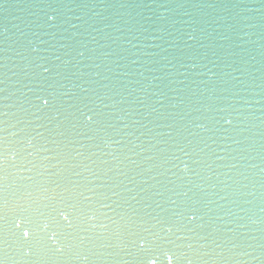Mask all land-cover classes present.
I'll use <instances>...</instances> for the list:
<instances>
[{
	"label": "snow or ice",
	"instance_id": "1",
	"mask_svg": "<svg viewBox=\"0 0 264 264\" xmlns=\"http://www.w3.org/2000/svg\"><path fill=\"white\" fill-rule=\"evenodd\" d=\"M157 7L169 9L168 3ZM42 10L43 21L38 27L64 28L65 21L59 23L51 4ZM90 19L104 24L107 18L95 12ZM91 27L88 20L71 24L72 29L82 28L86 39H81L79 31L66 37L61 33L65 39L63 57L49 60L36 47L24 54L12 85L22 97L15 101V111L9 103L16 95L9 91L11 69L0 79L4 85L0 87V264H73L78 260L116 264L126 250L135 264H193L194 260L208 264L205 257L211 264H241L244 257L264 261V215L256 212L259 207L264 214V168L257 178L252 169L258 165L248 162L255 152L264 163V134L259 142L238 138L242 135L237 131L240 110L229 100L240 95L236 89L243 86L241 77L250 75L247 65L229 63L215 50L212 55L216 59L205 53L204 63L180 45L192 49L195 41L201 47L210 46L201 43L195 27L180 29L170 42L175 47L164 49L171 56L165 57L167 75L153 79L172 81L178 74L185 78L179 81L184 87L156 85L159 91L150 92L153 82L145 83L147 77L134 67L139 60L130 59L136 55L131 49L137 45L131 40L124 43L126 37L103 27L95 28L97 35H92L88 32ZM228 29L242 31L235 25ZM222 39L231 41L230 36ZM231 44L232 49L242 47ZM229 55L238 53L231 50ZM222 64L232 68L224 74L228 80H222L214 70L223 71ZM177 66L185 71L180 72ZM192 69L200 71L193 73ZM193 75L205 77L199 81L202 89L188 84ZM137 105L152 116V127L141 125L147 134L154 133L151 140L167 146L148 157L160 163L153 166L157 171L150 177L155 182L141 190L144 199L162 198L156 203L160 211L146 213L148 219L140 217V224L127 213L113 220L103 211L112 208L106 201L113 196L117 198L113 204L128 203L132 189L125 180L135 170L132 165L139 167L133 157L151 151L134 142H129L131 147L123 143L131 133L114 139L129 127L123 123L122 113L131 118L132 125L140 123L132 116L140 112ZM193 111L199 115L188 119ZM121 123L123 127H118ZM213 145L222 146L224 154L216 155ZM213 155L215 160H211ZM125 161L130 165L122 171ZM214 176L216 183H211ZM104 217L111 220V227L103 222ZM252 229L259 235H253ZM10 241L16 257L8 254Z\"/></svg>",
	"mask_w": 264,
	"mask_h": 264
},
{
	"label": "water",
	"instance_id": "2",
	"mask_svg": "<svg viewBox=\"0 0 264 264\" xmlns=\"http://www.w3.org/2000/svg\"><path fill=\"white\" fill-rule=\"evenodd\" d=\"M159 3H168L169 9L157 7ZM48 4H51L57 10V15L60 17L59 23L63 24L65 21L64 28L45 29L38 27L43 21L42 9H47ZM95 12L107 18L104 24H96L90 19ZM161 12H165L163 19L161 18ZM77 17H81V19H77ZM84 20H88L92 24V27L88 28V32H91L92 35H97L94 31L95 28L103 27L106 32L126 37L124 43L131 40L132 44L137 45L136 48L131 49L136 55L131 56L130 59L139 60V63L134 67L147 77L145 83L149 80L153 82V87L149 89L150 92L159 91L155 87L156 85H160V88H163L164 84H168L169 88L184 87L179 81L185 78L178 74L172 81L165 80L161 82L153 78L167 75L169 65L165 57L171 58V56L170 51L166 52L164 49L171 50L172 47H175L170 42L178 35L177 30L190 31L195 27L201 43L210 47H201L200 43L193 41L194 47L192 49H185L183 44L180 45V48L184 49L185 52L196 54L201 57L204 63H207V60H203L204 54L207 53L209 59H216L212 55L213 50H215L217 56H224L229 63L237 61L247 65L250 75L245 74L242 76L243 86L236 89L240 95L230 96L229 100L232 102V107L240 110L238 113L240 127L237 131L242 135L238 138L248 137L255 139L257 142L262 139V134H264V0H0V65H7V67H0V79H3V73L8 72V68L11 69L8 73L10 77L9 91L16 93L9 100V103L13 105L12 111H15V101L22 99L17 87H12V85L16 83L15 73L17 66L23 60L24 54L36 47L49 60H55L56 55L63 57L64 49L61 48V45L65 43V39L62 38L61 33L66 37L73 31H79L83 34L81 39H86L87 33L82 28H71V24L79 25ZM233 25L237 29H242V31H229L228 28ZM130 27L133 29L132 32L128 31ZM115 28H119L121 31L116 32ZM65 29L68 31L65 32ZM53 32H56L55 36L52 35ZM208 33H211V37L208 36ZM224 36H230L231 41L223 40L222 37ZM97 38L100 37L97 36ZM101 43H105L102 38ZM107 43H111V41H107ZM231 43L240 44L242 47L232 49ZM92 47H95V45H92ZM113 47H116V45H113ZM108 50L110 49H105V51ZM231 50L238 53V55H229ZM157 61L159 63H156ZM56 63H59V61H56ZM177 67L179 68V66ZM209 67H212V65L209 64ZM221 68L223 71L220 69L214 70L219 72L222 80L230 79L224 74L232 71V68L228 67L227 64H222ZM179 71L183 72L185 69L179 68ZM191 71L195 73L200 69H192ZM234 74L240 75L239 73ZM204 78L193 75L189 78L188 84L192 89L198 87L202 89L204 86L199 84V81ZM214 79H217V77H214ZM0 87H4V85H0ZM67 87H71V85ZM164 90L168 91V89ZM169 95H175V93L169 92ZM116 99L119 100L120 97H116ZM137 107L140 108V112L133 113L132 116L140 123L132 125L131 118L122 113L123 123H127L129 127L120 135L114 136V139H121L125 136V133H131L123 143L131 147L129 142H134L146 149H151V151H145L142 155L133 157L139 167L132 165L131 167L135 170L129 172V178L125 180L127 187L132 189V192L129 193L128 203H121L119 206L113 204L112 201L117 199L113 196L106 201V203L112 204V208L103 209V211L107 213V217H111L113 220H119L121 214L127 213L137 224H140V217L145 220L148 219L146 213L152 212L155 214V212L160 211L156 208V203L162 202V198L153 196L152 199H144V192L141 190L148 189L155 182L150 177L155 175L157 171L153 166L160 163L159 160H149L148 157L167 146L163 144L156 145V141L151 140L154 133L147 134L146 129L141 125L149 124L152 116H149L147 111L140 105H137ZM155 107L159 108L160 105H155ZM193 107H200V105H194ZM188 110L185 109V111ZM196 115H199V113L193 111L192 116L188 119ZM123 123L117 126L123 127ZM149 127H152V125L149 124ZM157 131L161 130L157 129ZM141 133L145 134L141 135ZM201 135L205 134L201 133ZM163 139H167V137ZM225 143L230 144L231 141ZM153 145L156 146L153 147ZM213 148L216 149V155L224 154L222 146L213 145ZM136 151L138 152L140 149L137 148ZM216 155H213L211 160H215ZM248 162L258 165L252 171L259 178L264 163L256 156L255 152L248 156ZM189 163L191 164V161ZM126 165H130V161H125L124 165H121L122 171L128 170L125 167ZM165 167H170V165ZM212 167L216 169L215 164ZM164 170V168L159 169L161 172H164ZM218 171L223 172L224 169H218ZM165 175L170 176L171 174L165 172ZM121 179H124V177H121ZM158 179H163V177H158ZM221 179H225V177L221 176ZM142 180H147L148 183L144 184L141 182ZM211 183H216L215 176ZM218 190L217 187L215 191ZM138 192L140 195L135 200L131 199V196ZM108 195L111 196V193ZM221 203L226 202L221 201ZM212 207H215V205H212ZM256 212L258 216L264 215L260 212L259 207L256 208ZM107 217L102 218L103 222L111 227V220ZM251 233L259 235L255 229H252ZM8 254L10 257L18 255L15 245L11 241ZM120 256L122 259L117 261L116 264H135L133 257L128 255L127 250L121 252ZM205 260L208 261V264H211V260L207 257H205ZM11 264H16V261H12ZM73 264H112V262L78 260L74 261ZM193 264H204V262L194 260ZM230 264H234V262H230ZM241 264H264V261L244 257Z\"/></svg>",
	"mask_w": 264,
	"mask_h": 264
},
{
	"label": "clouds",
	"instance_id": "3",
	"mask_svg": "<svg viewBox=\"0 0 264 264\" xmlns=\"http://www.w3.org/2000/svg\"><path fill=\"white\" fill-rule=\"evenodd\" d=\"M165 15V12H161V17H163Z\"/></svg>",
	"mask_w": 264,
	"mask_h": 264
}]
</instances>
